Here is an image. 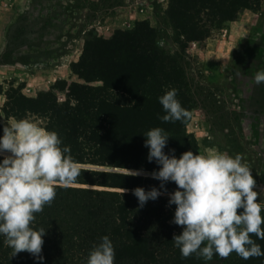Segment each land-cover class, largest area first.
Returning a JSON list of instances; mask_svg holds the SVG:
<instances>
[{"label":"trees","instance_id":"obj_1","mask_svg":"<svg viewBox=\"0 0 264 264\" xmlns=\"http://www.w3.org/2000/svg\"><path fill=\"white\" fill-rule=\"evenodd\" d=\"M262 1L168 0L167 18L183 46L202 43L241 12L258 9ZM178 62L159 48L155 29L141 21L132 29L116 30L109 41L84 42L77 61L82 83H70L65 101H58L53 87L34 97L22 94L20 87L6 91L5 118L41 119L70 146L81 174L75 184L57 185L55 199L35 214L33 226L46 229L43 261L28 252L12 256L0 235V264H86L104 235L114 244L115 264H206L196 254L183 257L172 242L183 227L171 222L175 205L168 204V194L176 189L174 182L161 188L150 177L100 169L158 170L154 160L148 161L145 146V133L153 127L170 137L166 154L173 149L177 158L188 150L198 153L196 139L186 131L192 93ZM170 88L177 89V98L190 112L182 121L158 118L165 114L158 97ZM57 89L64 91L65 81ZM4 126L0 124V136ZM136 187H157L162 194L141 207L132 194ZM251 235L264 249V240ZM228 258L227 264H264V256L245 260L232 252Z\"/></svg>","mask_w":264,"mask_h":264},{"label":"rangeland","instance_id":"obj_2","mask_svg":"<svg viewBox=\"0 0 264 264\" xmlns=\"http://www.w3.org/2000/svg\"><path fill=\"white\" fill-rule=\"evenodd\" d=\"M167 7L168 0H0V124L13 120L4 115L10 87L28 97L53 87L63 102L70 83H82L77 61L88 38L109 41L116 30L145 21L155 29L159 48L183 69L193 98L186 131L196 139L198 153L241 154L261 193L257 202L264 200V82L255 81L264 69V0L204 42L184 46ZM61 81L64 91L57 89ZM5 155L10 153H0ZM151 173L142 170L141 176L152 178ZM228 257L204 261L227 264Z\"/></svg>","mask_w":264,"mask_h":264},{"label":"clouds","instance_id":"obj_3","mask_svg":"<svg viewBox=\"0 0 264 264\" xmlns=\"http://www.w3.org/2000/svg\"><path fill=\"white\" fill-rule=\"evenodd\" d=\"M255 81L264 82V69L257 71ZM158 100L165 112L158 117L162 121H182L190 116L177 98L176 88ZM144 137L148 161L159 165L152 178L161 182V188L167 182L177 186L168 194V204L175 205L171 222L183 226L172 238L183 257L196 254L208 262L216 255L227 258L232 252L245 260L264 256V249L251 235L264 240V200L257 202L261 193L254 190L252 169L241 154L188 150L177 158L171 154L174 149L165 153L170 137L161 127L151 128ZM5 151L10 155L0 160V235L12 256L28 252L43 261L40 253L46 229L33 226L35 214L55 199L57 185L77 183L81 164L70 154V146L62 144L57 131L30 117L13 118L10 126L3 127L0 153ZM125 172L142 174L140 169ZM127 191L121 188L122 193ZM132 194L142 207L162 192L157 187L147 191L136 187ZM86 264H115V248L108 235L93 246Z\"/></svg>","mask_w":264,"mask_h":264}]
</instances>
